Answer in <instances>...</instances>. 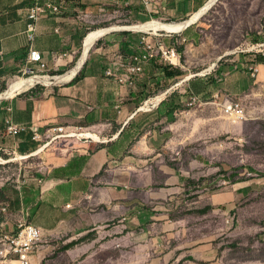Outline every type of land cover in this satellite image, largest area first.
<instances>
[{
    "label": "rangeland",
    "instance_id": "1",
    "mask_svg": "<svg viewBox=\"0 0 264 264\" xmlns=\"http://www.w3.org/2000/svg\"><path fill=\"white\" fill-rule=\"evenodd\" d=\"M137 5L146 13L144 20H137L124 4H115L97 13L98 29L149 20L170 23ZM186 31L185 41L176 33L150 32L166 36L162 38L167 43L163 42L177 50L178 64L172 78L150 75L138 81L139 106L146 112L133 120L128 131L134 137L132 144L145 130L161 131L166 137L172 132L165 126L177 117L175 108L188 109L177 126L178 141L170 152L165 148L162 153L164 162L178 169L175 186L156 188L147 196L139 190L130 201L102 204L100 199L88 202L83 195L70 202L71 188L47 187V177L54 171H48L41 156L2 157L0 183L9 189L10 199L0 204L8 203L15 218L41 229L31 264H264V118L246 116L233 122L222 114L216 98L201 95L199 102L188 105L192 95L183 83L192 75L190 87L215 88L216 72L205 76L204 69L218 62L237 65L232 58L235 50L264 42V0H217ZM225 52L229 57L221 59ZM178 83L182 89L160 106L159 93ZM159 144L164 145L161 140ZM159 144L155 148L162 150ZM154 164L156 187L164 177Z\"/></svg>",
    "mask_w": 264,
    "mask_h": 264
},
{
    "label": "crops",
    "instance_id": "2",
    "mask_svg": "<svg viewBox=\"0 0 264 264\" xmlns=\"http://www.w3.org/2000/svg\"><path fill=\"white\" fill-rule=\"evenodd\" d=\"M53 1H63L65 6L58 14L40 18L30 39L26 10L32 0H0V93L12 81L19 79L26 69L39 71L37 62L27 57L29 49L40 53L44 73L59 77L48 85H28L0 101V157L41 156L48 171H54L47 177L50 181L47 187L61 184V187L71 188L70 202L82 199L83 195L88 202L100 199L102 204L114 199L130 201L139 190L147 196L156 188L162 191L175 186L178 169L165 163L162 153L165 148L170 152L169 149L172 150L173 144L178 141L177 126L180 125L181 114L187 117L190 113L188 109L175 108L173 116L177 117L174 116L175 119L165 126L172 132L166 137L161 131L145 130L137 143L132 144L134 137L128 131L133 120L146 112L144 106L136 103L142 89L138 81L149 79L150 75L167 79L164 70L175 75L173 69L176 66L168 67L158 58H152L133 84L115 85L105 76V71L111 69L125 74L128 59L140 49V37L144 33L130 35L125 32L127 29H117L98 37L81 67L72 72L78 61L76 54L81 51L89 33L87 31L101 27L97 13L107 11V6L124 4L127 12L134 14L137 20H144L146 13L135 8L137 4L143 5L136 0ZM207 2L157 0L144 8L150 16L160 20L181 22ZM188 27L176 33L180 41L189 37ZM114 31L119 33L111 36ZM161 35L151 34L147 38L151 42L154 39L164 41L162 37L166 36ZM260 44L235 50L232 58L237 65L221 66L218 62L204 69L202 75L205 76L216 72L214 75L218 82L215 88L205 85L194 89L188 82L193 76H187L183 81L187 82V94L201 95L207 100H217V96L235 100L242 105L247 118H264V59L255 60L258 71L254 75L248 69L253 59L249 49L255 47V51L261 50ZM229 55L225 52L221 59H227ZM181 85L175 84L159 93V105L163 106L164 99L180 89ZM7 121L18 127L15 134L6 132ZM55 126H64L68 130L82 126L85 131L102 139L95 142L59 137L48 142L49 129ZM35 132L41 135L40 140L33 138ZM160 140L164 145L159 144ZM157 144L163 147L162 150L155 148ZM148 160H151L150 164ZM152 161L164 177L163 184L156 187ZM55 171L58 173L55 174ZM103 173H106L107 179H103ZM0 191L5 199H10L9 189L4 183H0Z\"/></svg>",
    "mask_w": 264,
    "mask_h": 264
},
{
    "label": "built area",
    "instance_id": "3",
    "mask_svg": "<svg viewBox=\"0 0 264 264\" xmlns=\"http://www.w3.org/2000/svg\"><path fill=\"white\" fill-rule=\"evenodd\" d=\"M143 6H149L151 3L157 0H136ZM65 4L63 1L56 2L53 0H32V4L26 10V17L29 20L27 24V30L29 31V38L32 39L36 30V22L49 15L58 14L61 12L62 7ZM155 35V33H152ZM150 32H144L140 37V49L133 53L127 62L126 73H116L111 69L105 71V76L110 79L115 85H131L135 82V79L139 74H142L144 66L150 62L152 58H158L163 64L168 67H175L178 64L179 54L173 47L167 46L163 41L154 39L153 42L148 41ZM261 50L252 53L251 64L248 69L252 75L257 73L258 65L255 64V60L264 59V43L260 44ZM254 48L249 49L251 53ZM28 59L37 62L39 71L33 69H26L20 78H37V81L33 85H48L55 82L57 76H51L44 73V64L41 62L40 53L36 50L29 49L27 53ZM16 81V80H14ZM12 81L7 85L6 89L14 82ZM214 101L219 107L224 116L233 122H240L246 119V112L242 105L235 100L222 98L218 101ZM195 102H199V96L192 95L188 102V105H192ZM6 132L9 134H15L18 131V127L6 122ZM50 138L48 142L53 141L59 137H75L77 139H89L91 133L85 131L82 126H76L74 129H66L64 126H55L49 129ZM34 139L40 140L41 135L37 132L33 135ZM4 161L0 157V162ZM41 239V229L34 224L28 223L22 217L15 218L9 209L8 204H0V264H31V259L36 251Z\"/></svg>",
    "mask_w": 264,
    "mask_h": 264
},
{
    "label": "bare ground",
    "instance_id": "4",
    "mask_svg": "<svg viewBox=\"0 0 264 264\" xmlns=\"http://www.w3.org/2000/svg\"><path fill=\"white\" fill-rule=\"evenodd\" d=\"M217 0H208V2L200 8L195 14H193L191 17L188 19L181 21V22H170V23H165L161 22L158 20H149L140 24H131V25H124V26H113V27H108L104 29H96L91 32H89L84 41H83V46H82V51L81 55L76 63L75 69L72 71L74 72L78 68L81 67L83 64L87 54L88 50L90 49L91 45L93 42L103 34L107 33L110 30H117V29H127V30H133V31H143V32H157V31H163L167 33H177L182 31L184 28L188 27L192 23H194L201 15L202 13L208 9L214 2ZM59 77L57 76L56 79ZM37 81V78L30 77V78H22L14 83H12L9 88L0 94V99L1 98H6L9 96L14 95L16 92L20 91L24 87L31 85ZM157 99L160 98V96L156 97ZM91 138L93 141H101L100 138L96 135H91Z\"/></svg>",
    "mask_w": 264,
    "mask_h": 264
},
{
    "label": "trees",
    "instance_id": "5",
    "mask_svg": "<svg viewBox=\"0 0 264 264\" xmlns=\"http://www.w3.org/2000/svg\"><path fill=\"white\" fill-rule=\"evenodd\" d=\"M164 75H165V77L168 79V78H172L173 76H174V72H172V71H166V70H164ZM137 79H135V81H136ZM146 95V94H145ZM139 100H142V97L139 99ZM137 105H139L140 104V101L138 102V100H137ZM58 171V170H57ZM57 171H55V174H57L58 172ZM0 200H2V201H4L5 200V196H4V194L0 191Z\"/></svg>",
    "mask_w": 264,
    "mask_h": 264
},
{
    "label": "water",
    "instance_id": "6",
    "mask_svg": "<svg viewBox=\"0 0 264 264\" xmlns=\"http://www.w3.org/2000/svg\"><path fill=\"white\" fill-rule=\"evenodd\" d=\"M126 30V29H125ZM110 31H112V30H110ZM110 31H108V32H110Z\"/></svg>",
    "mask_w": 264,
    "mask_h": 264
}]
</instances>
